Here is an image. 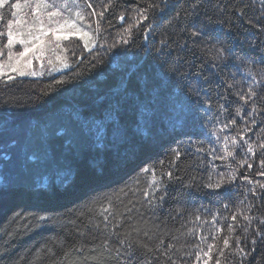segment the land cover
<instances>
[{
  "label": "trees",
  "instance_id": "trees-1",
  "mask_svg": "<svg viewBox=\"0 0 264 264\" xmlns=\"http://www.w3.org/2000/svg\"><path fill=\"white\" fill-rule=\"evenodd\" d=\"M83 1L0 74V264H264V0Z\"/></svg>",
  "mask_w": 264,
  "mask_h": 264
},
{
  "label": "rangeland",
  "instance_id": "rangeland-1",
  "mask_svg": "<svg viewBox=\"0 0 264 264\" xmlns=\"http://www.w3.org/2000/svg\"><path fill=\"white\" fill-rule=\"evenodd\" d=\"M16 2L17 0H8L5 7L0 8L1 21L4 17H7V15H12V12H16L17 14L15 17L12 16L11 20L21 21L20 23L13 24L14 44L12 48L9 49L7 46L8 42H6L5 51L2 53V57H4V59L0 61V64L4 65L2 74L23 71V75H33L37 70L35 64L32 62L34 56L40 55L39 60L42 62V58L40 57L42 55H48L50 45L53 44L55 47L57 43L63 44L65 40L75 34L79 35L84 41H87L89 45L95 41L97 30L95 19L83 0H20L22 7L20 9H11L10 4ZM38 2L48 3L51 7L37 10ZM54 11H58L60 14L51 17L50 21L47 13ZM76 13H80L83 19L78 17ZM37 15H39V21L36 19ZM40 21L43 22L44 29L48 30L44 34L41 33L39 28ZM65 21L74 22L76 27L61 29L57 32L60 39H57L56 36L53 35L51 29H56L58 25H63ZM76 29H79V31L77 32ZM69 33L71 34L69 35ZM85 33H87V35H84ZM65 36H67V39L64 38ZM35 37H40L39 43L36 42ZM20 40H24L26 44L19 43ZM25 47L28 48V51L25 52L23 57L17 59L18 53L24 52ZM9 52H11L13 56L11 62L8 60ZM9 63H11L13 67H9ZM24 64H26V66H24ZM11 78H15V76L12 75ZM66 112L67 115L71 116L67 110ZM34 122L36 123V121ZM86 129L88 128L86 127ZM58 183L62 182L59 181Z\"/></svg>",
  "mask_w": 264,
  "mask_h": 264
},
{
  "label": "snow or ice",
  "instance_id": "snow-or-ice-1",
  "mask_svg": "<svg viewBox=\"0 0 264 264\" xmlns=\"http://www.w3.org/2000/svg\"><path fill=\"white\" fill-rule=\"evenodd\" d=\"M7 3H8V0H0V8H4L5 5H6ZM21 7H22V3L20 2V0H17L16 3H12V4H10V8H11V9H20ZM49 7H51V5H49L48 3H44V2H38V3H37V10H39V9H41V8H43V9H47V8H49ZM11 14H12V16L15 17L17 13H16V12H12ZM59 14H60V13H59L58 11H54V12L47 13V15H48L50 21H51V17H53V16H57V15H59ZM76 15H77L78 17H80L81 19H83V17L80 16V13H76ZM0 19H2V17H0ZM36 19H37V21H39V15H37ZM121 19H123V17H121ZM20 22H21V21H14V20H9V21L7 22V24H8V31H7L8 43H7V46L9 47V49H11L12 46H13V44H14L13 31H12L13 24H14V23H20ZM34 26H35V25H34ZM75 27H76V26H75V23H74V22H71V21H65V23H64L63 25H58L56 29H51V31H52L53 35L56 36L57 39H60V36L57 35V32H59V31H60L61 29H63V28H75ZM39 28H40V31H41L42 34H44L46 31H48V30L44 29V27H43V22H42V21L39 22ZM76 31L78 32L79 29H76ZM70 34H71V33H69V35H70ZM0 35H3V33H0ZM84 35H87V33H85ZM64 38L67 39V36H65ZM35 40H36L37 43H39L40 37H35ZM19 43H21V44H26V42H25L24 40H20ZM85 46H87V41H85ZM27 51H28V48L25 47V51H24V52H20V53H18V57H17V59H18L19 57H23V56L25 55V52H27ZM12 59H13L12 53L9 52V56H8V60H9V62H11ZM8 66H9V67H13L11 63H9ZM3 67H4V65H3V64H0V74H2ZM20 74L23 75L24 73L21 72ZM34 74H35V73H33V75H34ZM10 79H11V77H10ZM250 150H251V149H250ZM229 155H231V153H229ZM145 171H146V170H145ZM169 175H170V174H169ZM210 186H211V185H210ZM220 186H221L220 183H217V184L215 185V187H217V188H219ZM225 243L227 244V241H225Z\"/></svg>",
  "mask_w": 264,
  "mask_h": 264
}]
</instances>
